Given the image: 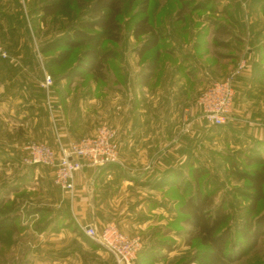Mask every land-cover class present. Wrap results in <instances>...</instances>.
<instances>
[{
    "label": "rangeland",
    "instance_id": "374dc122",
    "mask_svg": "<svg viewBox=\"0 0 264 264\" xmlns=\"http://www.w3.org/2000/svg\"><path fill=\"white\" fill-rule=\"evenodd\" d=\"M86 1L87 4L81 7L79 6L80 0H0V44L3 45L7 51H12L11 53L9 52V54H11L16 62H18L19 58H23L24 56L26 64L33 70L36 78L34 80H25L28 83V90L34 91L37 87L40 88V90L51 89V85L49 88L43 85L46 74L50 75L52 80H55V77L57 78V76L62 74L64 70L69 68V65L72 64L67 63L65 66L57 67L56 74L50 72V70L46 68L45 63L58 49L49 51V53L44 55L40 52V48L52 38L62 34V30H65V27L74 25L76 21L85 16L88 6H90L93 0ZM159 1L163 5L161 10H158L155 14L158 21L162 18H173L175 10L180 6L177 0H151L150 12L153 11L154 6ZM231 1H233V4L232 7L228 8L229 11L226 9L222 12L223 5L225 6ZM252 1L253 0H215V9H202L196 13V16L192 15L190 24L192 22L195 23L196 17L199 16L197 17L196 24L191 27V34L182 32L185 23L179 25V32L177 33L180 36H175V34L174 36H178V39L184 41L194 40L203 26L208 27L206 28L207 34L199 37L201 45L198 54L203 53L200 57L203 59L205 65L211 66L213 75L211 74L210 82L206 83L201 89L196 100L212 81L224 80L229 74L226 73V76H224L223 73L226 71L229 72L231 68H233V72L238 64L236 63V59L232 60V58H230L232 56L229 55L230 57L227 58L225 56V54L227 55L235 52L234 47L226 49L220 48L218 45L214 44V35L212 30L209 29V24L214 21L215 18L217 19V23L220 22L219 20H224L228 26L240 36H249L246 32H239L238 25L230 17V13L235 11V14L236 12L238 14L240 12L241 15L239 16H241V20L246 25L264 24V11L261 9L259 11L257 9L251 11V9L259 7L258 3L253 5ZM51 3H59L60 7L55 15L48 17L47 20L42 23V13L39 8L45 4ZM124 3L127 5V1ZM127 8L128 7L125 9V14L121 16V20L125 19L127 21L129 17L142 16L138 13V10H140L139 2L135 3L131 8ZM134 24L135 21L133 19L124 27L125 46L123 48L125 49V53L127 52V62L128 55L133 53L132 49L140 46L142 43L141 40H134L131 36ZM167 29H171L170 31L173 32L170 26H168ZM27 44H31L30 50L26 47ZM242 48H244L241 52L242 56L248 55L246 47L243 46ZM25 49L27 50V54L23 52ZM221 52L224 54L222 57L218 55V53ZM153 54L154 51L148 53L141 60L134 54L136 65L132 63L133 66L130 65V70L132 68V70L141 71ZM228 61L230 63L233 62L231 66H228ZM17 65L21 66L19 63H17ZM2 69L3 67H0V70ZM108 69L107 79L99 83L94 82L89 75L84 79L76 78L69 85L60 83L58 87H55L60 93H56L52 98L50 96V99H47L46 96L42 94L34 97L33 94L28 93L32 101L40 98V102L43 106L40 107V109L44 108L50 111L55 108L58 109L57 114L60 113V115L56 116V111L52 114L50 132L45 128L43 130L44 132H41L40 128H36L37 123L32 119L31 110H28L27 106H24L27 104H34L32 101H27L30 103H22L21 99L18 97L15 101L17 103L16 106H13L15 102L12 104L7 102L0 104V153L6 156L0 158V196L3 197V195L7 194L8 189L6 188L7 186L9 187L10 184L18 186L19 189H17V192H10L7 196L18 199L20 203V212L22 213L17 221L18 226L21 228L19 232H14L9 227L0 230V264H119L115 256L106 249L100 246L92 247V244H85L81 239L74 236L73 232H75L79 226L78 221L73 215V208L71 210V207L67 206L69 210L67 211L65 207H62L67 200L71 203V197L65 195L55 187L53 180L48 175L51 170H47L43 166L29 168L23 165L22 161L19 162L17 160L20 155H23L24 147L32 142L47 143L53 146L56 151H58L61 143L66 144V142H63L61 136L62 127L60 123H62L63 120L59 117L62 116V111L69 106V100H71L72 106L78 107L80 95L87 91L89 87L90 89L96 88L95 94L99 95L103 90L115 84L117 80L122 79L119 72V60H117L115 64L112 62ZM0 83L2 88L0 89V102L6 101L4 96L8 93V87H10V92L12 88L18 89L25 84V82L22 85L17 82L8 83V80L3 77L0 78ZM121 83L122 82H119V85H123ZM139 86H141V84L137 83V87ZM4 88L7 89L5 90ZM196 100L187 106L194 105ZM35 106L37 107L38 105ZM43 120H46L45 116H43L39 124H43ZM186 134L190 135L191 132ZM85 136H89V134L83 135L81 138ZM9 155L15 158L11 162ZM201 156L202 158L199 164L193 163L192 166L188 167L187 162L183 167L186 169L188 178H191V168L200 166L208 169V173L212 176L213 181L221 185L224 189L223 192L217 196V201L220 200L224 192H230L233 188L243 186L244 183L242 180L230 174L229 167L223 158L211 160L207 152L204 154L201 153ZM187 161H189V159ZM45 173L49 178L47 177L46 179V177L43 176ZM51 176L53 177V174H51ZM207 176L208 175L204 176L202 179V185H204ZM168 186V184H165L161 187V191L164 192L162 196L167 201L168 205L165 208L167 209L166 216L162 215L160 223L157 222L148 229L141 230L138 234H133L123 228H121V230L130 237H139L143 243L142 249L148 246H154L155 244H157V247L164 243L172 244L173 249L170 251L160 250L158 252V260L156 257V259H154L152 255L140 251L133 264H200L199 260L190 262L192 257L196 254L197 249L194 243L192 245L186 243V240L189 239L188 231L190 227L182 220L174 219V216L179 214V206L176 201L185 200L187 195L180 193L175 186L167 191ZM165 188L167 189L165 190ZM165 191L167 192L165 193ZM61 199L66 200L63 205L59 203ZM228 205V209L233 214L231 224H235L239 214L238 209L245 207L246 202L238 196L230 194ZM32 207H50L52 212L42 211L36 213L34 217H29L28 210ZM263 208L264 204H262V209ZM146 209H148L146 213H151L153 210V208H150L151 210L145 208L144 213ZM69 212L71 218L68 217ZM156 228H159L160 231H158L154 239H151L150 233ZM165 229L168 231H165ZM60 249H66L71 252L69 258L66 260L54 259L55 256L49 255V253L57 252V250ZM56 257L58 256L56 255ZM233 264H264V238L257 248L253 249L243 259Z\"/></svg>",
    "mask_w": 264,
    "mask_h": 264
},
{
    "label": "crops",
    "instance_id": "0c3cea01",
    "mask_svg": "<svg viewBox=\"0 0 264 264\" xmlns=\"http://www.w3.org/2000/svg\"><path fill=\"white\" fill-rule=\"evenodd\" d=\"M256 9L260 10L258 7L251 11ZM246 27L249 36L244 37L243 46L247 49L248 55L245 57L248 66L234 80L233 114L225 126H212L206 120L197 118L190 135L182 132V111L196 100L201 89L210 82L213 70L204 64L201 57L195 56L191 43L183 44L180 41L173 42L175 54L163 55L158 70L143 86L137 87L140 71L130 70V65L135 64V55L129 54L127 62L125 54L123 66L126 69V83L112 84L99 95L95 94L96 88L88 89L80 95L78 107L72 106L69 100V106L59 117L63 120L60 123L63 142L77 141L83 135L94 134L101 124H109L117 128L120 143L121 164L85 167L76 173L75 195L68 206L71 210L73 208L78 226L79 223H92L102 228L115 222L120 229L138 234L160 223L162 215L166 216L168 204L162 196L164 192L161 187L156 185L164 175L182 169L187 162L199 164L201 153L207 152L211 160L225 157L241 160L257 142L264 143V60L257 49L264 43V24H247ZM30 45L26 46L28 50ZM23 52L27 54L26 49ZM190 52L194 55L185 56ZM24 58L16 62L11 56L10 61L0 62V67H3L0 78H6L8 83L22 85L25 82L21 88H12L10 92V87L4 88L8 93L4 96L6 101L0 104H12L18 97L22 103L32 101L28 93L34 97L42 94L50 99L49 89L40 90L37 87L34 91L28 90L25 80H34L36 75ZM227 63L231 66L233 62ZM232 70L223 75L230 74ZM32 102L34 104L24 106L31 110L36 128H40L41 132H44V128L50 132L52 114L56 111V116L60 115L57 114L58 109H40L43 107L40 98ZM16 105L15 102L13 106ZM43 116L46 120L39 124ZM51 174L49 172L48 175L53 180ZM48 175L43 174L46 179ZM64 201L61 199L59 203L63 205ZM145 208H153L152 214L146 213L148 209L144 213ZM158 231L159 228H156L154 233H150L151 239L156 237ZM73 234L85 244L98 246L80 226ZM70 254L66 249L49 253L55 256L54 259L64 260Z\"/></svg>",
    "mask_w": 264,
    "mask_h": 264
},
{
    "label": "trees",
    "instance_id": "16d2710c",
    "mask_svg": "<svg viewBox=\"0 0 264 264\" xmlns=\"http://www.w3.org/2000/svg\"><path fill=\"white\" fill-rule=\"evenodd\" d=\"M125 1H127V5L124 3ZM137 2L140 7L138 13L142 16H132L127 21L121 20L126 7L131 8ZM177 2L180 6L175 10L174 17L162 18L158 21L155 14L162 8L163 4L160 1L150 12L151 0H93L84 17L76 21L74 25L65 27L62 34L52 38L40 48V52L44 55L58 49L45 63L50 72L56 74L57 67L72 63L62 74L55 77L56 81L53 80L51 89H49L50 95L54 97L56 93H60L55 88L60 83L69 85L74 79H84L87 75L91 76L96 83L105 81L109 66L112 62L115 64L117 60H119V72L122 79L117 80L116 83H126V69L122 64L126 54L123 48L125 46L124 27L133 19L135 24L131 36L134 40L142 41L140 46L132 49L133 54L141 60L148 53L154 51V54L139 72L138 79L141 86L148 83L156 73L163 55L175 54L174 41H180L183 44L193 41L191 46H193L195 56H202L203 53L198 54L201 45L199 37L207 34L206 28L208 27L203 26L192 41L180 40L178 36H175L179 35L177 32H179L178 28L181 23H185L182 32L191 34V27L196 24L199 16L196 17L195 23L190 24L192 15L196 16V13L202 9H215V0H177ZM252 2L253 5L258 3L260 9L264 11V0H253ZM86 4V0H80L79 6L84 7ZM232 4L233 1L223 5L222 12L232 7ZM59 5V3H51L41 6L39 8L42 13L41 22L43 23L48 17L55 15ZM239 15H241L240 12L238 14L237 12L235 14V11L230 13V17L238 25L239 32L247 33V25ZM219 21L217 23L215 18L209 24V29L214 35V44L226 49L234 47L235 52L227 54L228 56L225 54V56L226 58L232 56L230 58L236 59V63H238L242 57L240 56L241 52L244 50L242 48L245 42L244 37L237 34L224 20ZM168 26L172 28L173 32L170 31L171 29H167ZM257 49L259 52L261 51L262 60H264V43L260 44ZM192 55L194 54L191 52L185 54V56ZM218 55L224 56L222 52ZM4 61H10V59H0V62ZM57 152H60V147ZM9 156L10 162L15 159L13 156ZM0 158H2L1 153ZM21 158L20 155L17 160L21 162ZM224 161L229 167L230 174L242 180L244 184L242 187L233 188L230 192H224L218 201L216 198L224 189L213 181L212 176L208 173L209 170L204 167L191 168V178L187 177L186 169L183 167L167 173L156 182L158 187L168 184L167 191L175 186L180 193L187 195L185 200L176 201L179 206V214H176L174 219L182 220L190 227L189 239L186 240V243L189 245L194 243L197 246L196 254L190 262L199 260L200 264H233L257 248L264 238V208L262 209V204H264V143L257 142L244 154L241 160L235 157H225ZM187 166H192V163H188ZM26 167L37 168L40 166ZM206 175L208 176L202 185L201 181ZM6 189H8V194L13 191L17 192L19 187L10 184ZM7 194L3 197L0 196V230L9 227L12 231L19 232L21 228L17 221L22 214L19 208L20 203L17 198H11ZM230 194L238 196L246 202L245 207L238 209L239 214L235 224H231L233 214L228 209ZM68 205L69 201L67 200L62 207L67 209ZM42 211L52 212V209L50 207H32L28 210V216L34 217L36 213ZM67 211L69 210L67 209ZM68 217L71 218L70 212ZM156 245L148 246L140 251L152 255L154 259L158 260L160 250L170 251L173 249L172 244L164 243L157 247Z\"/></svg>",
    "mask_w": 264,
    "mask_h": 264
},
{
    "label": "built area",
    "instance_id": "2783aa9c",
    "mask_svg": "<svg viewBox=\"0 0 264 264\" xmlns=\"http://www.w3.org/2000/svg\"><path fill=\"white\" fill-rule=\"evenodd\" d=\"M7 49L0 44V59H10ZM247 58L242 56L233 72L224 80L212 81L200 94L194 105L186 106L181 115L182 132L190 133L197 118L212 126L229 123L234 108V80L247 68ZM53 80L46 74L43 85L49 88ZM117 128L101 125L93 135L85 136L68 145L60 144L58 153L53 146L32 142L24 147L21 161L26 166H44L51 170L53 183L65 195H75L76 173L85 167H104L121 164ZM84 234L96 245L113 254L119 264H133L143 247L139 237H130L115 222L99 228L96 224L79 223Z\"/></svg>",
    "mask_w": 264,
    "mask_h": 264
},
{
    "label": "water",
    "instance_id": "95a60500",
    "mask_svg": "<svg viewBox=\"0 0 264 264\" xmlns=\"http://www.w3.org/2000/svg\"><path fill=\"white\" fill-rule=\"evenodd\" d=\"M123 264H126L125 261H123Z\"/></svg>",
    "mask_w": 264,
    "mask_h": 264
}]
</instances>
